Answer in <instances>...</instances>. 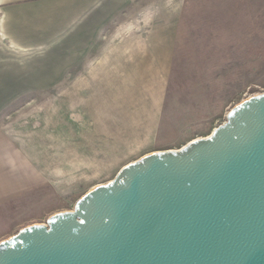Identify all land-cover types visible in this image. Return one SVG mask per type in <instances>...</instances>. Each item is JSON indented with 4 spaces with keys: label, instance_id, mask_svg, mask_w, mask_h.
Listing matches in <instances>:
<instances>
[{
    "label": "rangeland",
    "instance_id": "374dc122",
    "mask_svg": "<svg viewBox=\"0 0 264 264\" xmlns=\"http://www.w3.org/2000/svg\"><path fill=\"white\" fill-rule=\"evenodd\" d=\"M113 2L91 46L97 71L83 74L92 87H70L86 84L72 73L66 88L0 89V131L35 171L33 188L0 204V242L264 93V0Z\"/></svg>",
    "mask_w": 264,
    "mask_h": 264
},
{
    "label": "water",
    "instance_id": "95a60500",
    "mask_svg": "<svg viewBox=\"0 0 264 264\" xmlns=\"http://www.w3.org/2000/svg\"><path fill=\"white\" fill-rule=\"evenodd\" d=\"M0 264H264V93L2 240Z\"/></svg>",
    "mask_w": 264,
    "mask_h": 264
},
{
    "label": "crops",
    "instance_id": "0c3cea01",
    "mask_svg": "<svg viewBox=\"0 0 264 264\" xmlns=\"http://www.w3.org/2000/svg\"><path fill=\"white\" fill-rule=\"evenodd\" d=\"M114 7L113 0H0V89L66 88L75 73L73 82L86 84L70 87H92L83 74L97 71L99 48L91 46ZM34 177L33 163L0 131V204L33 188Z\"/></svg>",
    "mask_w": 264,
    "mask_h": 264
}]
</instances>
